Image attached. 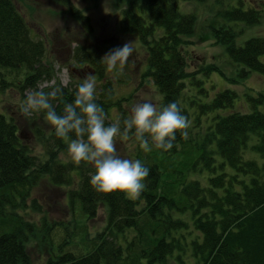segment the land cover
Masks as SVG:
<instances>
[{
	"label": "trees",
	"instance_id": "obj_1",
	"mask_svg": "<svg viewBox=\"0 0 264 264\" xmlns=\"http://www.w3.org/2000/svg\"><path fill=\"white\" fill-rule=\"evenodd\" d=\"M55 1L91 31L88 17L70 0ZM113 3L119 11V32L135 37L145 50L142 82L152 83L159 94L158 108L178 102L190 121L188 138L177 133L171 150L153 146L149 152L140 149L133 139L132 160L149 168L150 175L139 198L128 199L119 192H97L90 184L95 169L88 162L77 165L58 158L59 153L68 151L74 134L59 138L53 129L49 139L52 145L40 160L21 141L13 119L0 114V216L13 220L8 223L11 231L0 234V264H33L26 244L36 239V226L16 213L25 208L32 189L41 180L66 188L73 184L74 176L76 187L67 192L71 211L79 203L81 217L88 222L103 206L106 226L93 238L86 230L81 231L84 245L90 248L86 254L50 255L45 264H143V260L156 264L166 263L175 251L187 250L193 259L191 264H264V112L255 105L264 95H245L242 102L232 87L226 89L225 85L217 91L210 84L213 74L225 77L232 86H240L237 81L252 72L264 76V37L251 36L237 45L245 28L260 23L261 10L246 0ZM181 4L208 9L207 24L198 29V18L181 12ZM194 37L224 47L226 60L239 69L238 80H229L218 65L205 64L189 72L188 49L193 47ZM44 56V42L32 37L28 22L14 2L0 0V94L13 88H35L37 82L50 80L53 74L43 64ZM75 60L89 63L96 80L102 81L95 102L106 113V126L119 120L123 127L130 113L122 104L129 103L132 96L112 101L113 83L104 82V67L98 56L76 49ZM188 84L195 94L184 93ZM209 84L214 91L212 98ZM60 89V95L52 101L58 114L63 113L66 103L74 101L76 92L70 87ZM248 99L255 102L251 110L243 108ZM240 104L243 110H237ZM113 108L118 112L116 120H110ZM32 210L41 212L35 201ZM41 226L43 235L53 230L45 217ZM176 261L187 264L181 255Z\"/></svg>",
	"mask_w": 264,
	"mask_h": 264
},
{
	"label": "rangeland",
	"instance_id": "obj_2",
	"mask_svg": "<svg viewBox=\"0 0 264 264\" xmlns=\"http://www.w3.org/2000/svg\"><path fill=\"white\" fill-rule=\"evenodd\" d=\"M12 1L28 22L32 37L36 41L41 40L44 42L45 56L43 64L53 74L50 80L44 79L41 81L47 82L48 85L44 87V91H51L53 87H70V89L76 91L86 74L95 75L94 68L89 63L85 65V63L76 62V49H82L92 54V56H98L99 59H102L112 49L122 47L126 42L135 41L133 55L123 68L118 66L115 70L109 72L107 66L102 63L105 74L104 82L111 81L113 83L114 95L112 101L127 98L129 95L132 96L129 103L122 104L130 115L132 108L139 103L152 102L158 107L159 94L152 83H144L140 77L145 64V50L141 48L135 37L122 35L118 30L119 11L113 3L114 1L117 4V0H70L75 9L88 17L91 27L90 32L75 21L66 8L55 0ZM246 3H252L255 8L261 10L262 17L258 25L243 30L242 37L238 39L237 45L242 44L251 36L264 37V0H246ZM121 8L122 6H120V10ZM180 10L183 13L189 12L198 18V29L207 24L209 14H207L208 9H205V7L181 4ZM191 40L194 45L188 49L189 72H195L205 64L207 66L218 65L229 80H238L239 69L226 60L227 54L224 47L213 46L212 41L200 42L198 37ZM61 73L64 80L67 81L66 83L62 81ZM215 77H219L220 81ZM210 81V84L215 85L214 90L217 91L225 89L223 88L225 85H227L226 89L232 87L237 91L235 93L242 102L245 101V95L250 94L253 96L255 93L264 95V76L258 73L252 72L250 76L245 77V80H238L240 86L229 85L226 78L219 74L210 76ZM101 84L102 81L96 80L95 96L100 91ZM210 84L208 88L211 87ZM190 87H192V84L185 86L184 93L195 94L196 91L194 92ZM30 89L34 88H24L22 91L13 88L4 94H0V114L13 119L17 125L21 141L29 148L33 156L42 160L46 157V149L52 145L49 139L53 128L45 121L42 112L34 113L31 117H24L21 114L20 105L26 99V93ZM209 89H212L209 95L212 98L214 94L213 87ZM237 103H239V99ZM254 103V101L248 99L246 100V106L240 104L237 106V110H243V108L251 110ZM255 105L260 111L264 112V98L261 102L259 101V104ZM109 115L110 120H116L118 112L113 108L110 109ZM134 151L135 142L133 140L124 142L119 137L116 138L117 156L124 159H133ZM58 158L64 162H73L68 155V151L59 153ZM89 165L94 168L92 164L89 163ZM74 179L73 184L66 188L54 186L46 179L41 180L32 189L30 197L25 203V208L18 210L16 213L36 226V239H30L26 244L28 255L33 264H45L50 255L58 256L69 252L76 256L86 254L90 248L88 245H84L86 241L83 240L84 234L81 231L86 230L89 238H93L97 233L102 232L106 226L107 212L103 206L99 207L96 217L88 222L81 217L79 203L77 209L74 212L71 211L68 205L67 192L70 189H75L77 177L74 176ZM33 201L39 206L41 212L32 210ZM44 217L48 226L53 229L47 235H43L41 232L43 228L41 220ZM11 218L13 219V217ZM8 223H13V220L9 221V219L0 216V234L11 231V226ZM178 255H181L187 264L193 262L189 250H187L185 252L175 251L167 257L166 263L156 264H178L176 261ZM142 262L145 264V260ZM101 264L105 263L102 262ZM121 264H124V262Z\"/></svg>",
	"mask_w": 264,
	"mask_h": 264
},
{
	"label": "clouds",
	"instance_id": "obj_3",
	"mask_svg": "<svg viewBox=\"0 0 264 264\" xmlns=\"http://www.w3.org/2000/svg\"><path fill=\"white\" fill-rule=\"evenodd\" d=\"M134 44L135 41H130L112 49L102 57L101 62L109 72L118 66L123 68L133 55ZM60 75L66 83L63 74ZM46 86L47 82H37L34 89L28 90L20 112L24 117L44 112L45 121L57 137L75 135L76 138L68 144V155L77 165L88 162L94 166L90 184L99 193L119 192L128 199H137L146 187L145 179L150 175V169L139 160L117 156V137L124 142L134 139L144 152L151 151L153 146L164 151L171 150L177 133L185 140L188 138L190 121L182 114L176 101L163 108L152 102L136 104L131 115L123 120V127L119 120L106 126V113L95 102L96 78L93 74L85 75L75 92L74 101L65 104L62 114L56 112L52 103L60 95V87L45 92L43 89Z\"/></svg>",
	"mask_w": 264,
	"mask_h": 264
}]
</instances>
